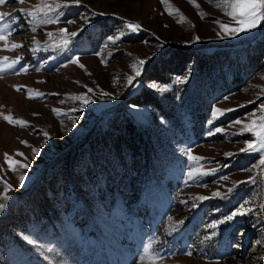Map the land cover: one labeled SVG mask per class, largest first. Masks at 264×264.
<instances>
[{"label":"rangeland","instance_id":"obj_1","mask_svg":"<svg viewBox=\"0 0 264 264\" xmlns=\"http://www.w3.org/2000/svg\"><path fill=\"white\" fill-rule=\"evenodd\" d=\"M195 2L199 8L189 0H81L35 33L21 9L41 0L0 5L17 22L9 45H24L10 51L0 42V58L20 56L29 67L0 73V113L29 123L10 125L0 115V193L5 182L14 188L0 200L7 204L0 264H141L149 244L161 257L155 264H264V175L248 182L264 166L247 171L259 154L240 151L251 134L234 124L264 104V23L227 36L216 23L233 22L224 8ZM127 21L142 27L112 44L108 37ZM61 28L78 33L67 46L47 36ZM137 59L146 63L130 86ZM184 76L186 83L175 82ZM153 83L169 90L157 92ZM28 89L44 95L28 98ZM142 89L153 101L130 102ZM81 94L92 102L72 98ZM216 107L234 111L212 121ZM189 149L212 174L188 180ZM5 153L29 167L11 171ZM245 202L254 211L209 227Z\"/></svg>","mask_w":264,"mask_h":264},{"label":"snow or ice","instance_id":"obj_2","mask_svg":"<svg viewBox=\"0 0 264 264\" xmlns=\"http://www.w3.org/2000/svg\"><path fill=\"white\" fill-rule=\"evenodd\" d=\"M9 0H0V5H5L8 3ZM20 4H24L25 0H18ZM81 0H64L63 3L60 0H41L40 4H37L28 9H21V11H25L26 15L29 17V24L32 26L31 31L36 32L38 26L49 25V24H58L60 23V10L64 7H69L70 5H79ZM165 4L168 3V0H163ZM196 8H199V4H196L195 0H189ZM210 3L216 2L217 7H223L225 10V15L232 18L233 22H224V21H216L219 24V27L224 35L227 36H236L242 33L251 32L254 29H257L262 23H264V0H209ZM55 12V15H53ZM175 12L179 14V23L186 22L187 18L180 13L179 9H175ZM172 12H169V15H172ZM99 15H105V13H99ZM206 15L205 13H201V18ZM11 17V18H9ZM87 19V18H85ZM69 24L75 23V21L69 20L67 21ZM16 18L12 16L11 13L0 12V42H4V50L14 51L19 48H23V43H12L9 45L8 40L9 37L12 36L13 27L16 26ZM141 25L138 23H134L132 21H127L124 25V31H121L119 34L115 36H109L108 40L112 44H117L126 34V31L137 32L141 29ZM167 27V26H165ZM78 33L77 32H68L66 28L59 29L58 33L48 32L47 36L49 38H59L62 43L59 46H67L70 43V37H75ZM200 39L199 36L196 37L198 41ZM33 42L37 45L31 49V51L36 52L39 51V41L35 40L33 37ZM162 47V45H161ZM22 57L17 56L15 59L10 60L9 57L5 56L0 58V73H4L10 70L17 69L19 66V71L16 74H20V72L27 73L29 71V67H26L21 63ZM72 63H79V57L71 60ZM146 63L144 59H137L131 65V68L135 75H129L127 77V83L131 86L136 77L141 74L142 66ZM80 67H84L83 64H80ZM176 83H186L187 77H176ZM17 91L21 90L22 86H14ZM149 87L155 89L157 92L163 93L168 91V86L166 85H159V84H151ZM35 91V97L31 94ZM94 90L92 88H88L87 92L91 93ZM28 98H41L43 97L44 93L28 89ZM101 95H106L103 90L100 92ZM73 99L80 101L83 105H87L91 103V99L87 94H81L72 97ZM225 99H228L225 97ZM63 103V101H61ZM77 109H73L76 111ZM53 112H59V109H52ZM234 111V109H222L220 107H216L211 112L212 121H215L219 118V116H223L226 112ZM219 114V116H218ZM3 119L7 121L10 125H18L21 127H28L29 123L23 119H15L12 115H3ZM33 115H38V113H33ZM248 122H245V121ZM236 125H242V128L238 134L243 135L245 133L251 134V139L245 141V147L241 148L240 151L242 152H249L259 154L258 164L254 165L252 168L247 169V171H257L260 167L264 166V104L259 105L256 112H252L249 114L248 117L243 119H237L234 121ZM216 132H223L225 131L224 128H216ZM209 135H213L214 133L209 131ZM45 136L49 134L47 132L44 133ZM22 143L27 145V141H21ZM34 154H39V148H33ZM16 155L23 156V153L17 152ZM231 155V154H228ZM187 160L189 162V169L187 171V178L189 181H197L200 177L212 174L209 171L204 170L203 161L206 159L203 156L193 154V151L189 149L186 152ZM5 160L8 163V166L11 171L15 172L17 170V166L19 168L27 169L29 165L27 163H22L20 161L15 160L11 155L5 153ZM214 172V170H212ZM264 175V172H257V176H251L248 182L256 183L257 177ZM26 177L24 175L19 176V183L20 186L23 187L24 181ZM224 180H228V177H223ZM243 183V182H237ZM206 187V185H205ZM13 185L4 183V191L0 193V200L8 201L11 199L9 192L13 191ZM233 189L229 188L228 192L231 193ZM214 197H221L222 193L220 191H216L212 194ZM210 197L207 196H199L197 197L198 200H207ZM226 198V197H224ZM247 203H241L234 211L230 214H227L223 219L218 220L209 225L210 228L216 229L220 224L226 223L227 221H231L236 216H243L251 213L254 211L251 207H247ZM7 207L6 203H0V212H3ZM169 220L172 217L168 218ZM180 224L183 221H179ZM27 239V238H26ZM29 243H35L33 240H29ZM191 255V253H188ZM148 259L151 264H155V261L161 259L159 253L153 250L152 244H149L144 249V255L140 257L141 264Z\"/></svg>","mask_w":264,"mask_h":264},{"label":"trees","instance_id":"obj_3","mask_svg":"<svg viewBox=\"0 0 264 264\" xmlns=\"http://www.w3.org/2000/svg\"><path fill=\"white\" fill-rule=\"evenodd\" d=\"M149 92L142 89L141 92L137 93V95L134 96V98L130 99L129 101L133 103L152 102L153 101L152 93Z\"/></svg>","mask_w":264,"mask_h":264}]
</instances>
